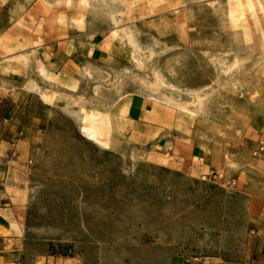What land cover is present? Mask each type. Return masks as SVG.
I'll use <instances>...</instances> for the list:
<instances>
[{"label": "rangeland", "instance_id": "rangeland-1", "mask_svg": "<svg viewBox=\"0 0 264 264\" xmlns=\"http://www.w3.org/2000/svg\"><path fill=\"white\" fill-rule=\"evenodd\" d=\"M233 1L134 0L117 23L105 6L90 7L81 32L113 45L108 77L116 93L142 94L169 142L159 160L135 149L121 156L93 144L70 117L52 114L29 166L25 238L5 264H246L258 256L264 54L244 49L238 35L249 17L230 20ZM0 11L7 29L23 27L25 17L59 16L53 0H0ZM119 28L134 42L114 34ZM220 57L240 65L228 69ZM157 74L171 85L155 89ZM197 95L204 99L199 114L173 105H192ZM177 136L184 146L170 143ZM194 140L210 166L196 172L171 164Z\"/></svg>", "mask_w": 264, "mask_h": 264}, {"label": "crops", "instance_id": "crops-1", "mask_svg": "<svg viewBox=\"0 0 264 264\" xmlns=\"http://www.w3.org/2000/svg\"><path fill=\"white\" fill-rule=\"evenodd\" d=\"M4 14L0 11V35L11 38L7 43L11 49L0 55V264L15 261L14 256L21 250L20 242L25 238L22 214L32 170L30 160L33 161L38 144L51 126L52 114L73 119L86 137L73 113L80 106L75 99H82L81 105L88 110L107 112L109 146L102 147L89 140L121 156L135 149L147 151L149 158L159 160L161 145L169 142L167 127L163 121L151 117L148 101L142 94L125 90L116 93L108 74L114 75L117 56L110 54L113 45L106 37L82 33L63 24L53 13L33 15L32 19L25 17L23 27L13 25L7 29L1 22ZM21 53L29 55L31 62L17 60L16 55ZM37 58L51 78L38 72ZM36 88L58 95L54 101H48ZM176 138L170 143L184 146L183 137ZM12 151L16 153L14 156ZM202 154L194 140L191 150L176 155L170 163L201 172L210 166ZM261 235L263 247L246 264H264V226Z\"/></svg>", "mask_w": 264, "mask_h": 264}, {"label": "bare ground", "instance_id": "bare-ground-1", "mask_svg": "<svg viewBox=\"0 0 264 264\" xmlns=\"http://www.w3.org/2000/svg\"><path fill=\"white\" fill-rule=\"evenodd\" d=\"M133 3L134 0H53V6L59 15L58 17L64 18L69 27L76 28L80 31H86L88 29V13L91 6H105L111 11L113 22L117 23L120 21L122 13L130 8ZM227 11L230 20L249 17L243 22L241 34L238 35L240 36L239 40L244 44V49L248 53L264 54V0H234L229 4ZM114 34H118L122 37L124 36L130 43L134 42L132 33L124 28L115 29ZM10 49V46L6 43L5 36H0V55L5 54ZM16 57L29 59V55L23 53L16 55ZM217 61L220 64L226 65L228 69L240 65L239 59H236L234 63H229L224 57H220ZM36 68L39 73L51 78L46 72L43 62L39 58H37ZM78 73L79 76L82 75L80 72ZM156 80L157 82L154 84L155 89H158V86L161 85H171L160 74H157ZM36 90L48 101H54L58 95V92H50V90L47 91L45 88H36ZM153 98L157 99L156 97ZM81 102L82 99H75V103L80 106L73 110L80 131L88 139H91L98 145L108 147L110 139L108 113L98 110H88L81 105ZM173 105L179 106L182 110L188 111L190 114L194 115L204 111V99L201 95L195 96L192 105H184L182 103H175Z\"/></svg>", "mask_w": 264, "mask_h": 264}, {"label": "built area", "instance_id": "built-area-1", "mask_svg": "<svg viewBox=\"0 0 264 264\" xmlns=\"http://www.w3.org/2000/svg\"><path fill=\"white\" fill-rule=\"evenodd\" d=\"M264 151V140H261L260 141V144H259V147H258V149L256 150V153H261V152H263ZM16 153H15V151H12L11 152V156H14ZM32 162V160H30V163ZM218 175H220V176H222V173H216L215 174V177H217Z\"/></svg>", "mask_w": 264, "mask_h": 264}]
</instances>
